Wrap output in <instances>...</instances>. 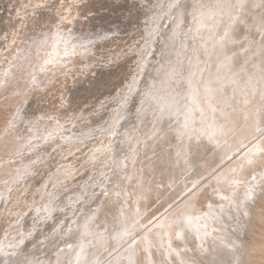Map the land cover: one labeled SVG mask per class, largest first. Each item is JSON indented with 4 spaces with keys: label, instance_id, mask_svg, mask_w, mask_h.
<instances>
[{
    "label": "bare ground",
    "instance_id": "1",
    "mask_svg": "<svg viewBox=\"0 0 264 264\" xmlns=\"http://www.w3.org/2000/svg\"><path fill=\"white\" fill-rule=\"evenodd\" d=\"M187 2L164 0L148 17L132 47L139 59L131 81L104 120L90 116L102 104L65 110L67 84L91 76L101 57L72 37L82 31L70 33L66 23H79L74 11L65 14L73 6L63 7L69 29L57 25L69 32L57 33L54 24L39 41L38 31L33 39L23 34L26 41L7 53L0 264H264V0ZM255 32L261 40L250 42ZM151 61L159 64L149 77ZM59 87L64 101L56 104L51 92ZM139 95L146 103L136 108ZM34 97L46 120L30 119L33 130L22 124L25 111L9 129ZM40 168L48 172L38 186Z\"/></svg>",
    "mask_w": 264,
    "mask_h": 264
},
{
    "label": "rangeland",
    "instance_id": "2",
    "mask_svg": "<svg viewBox=\"0 0 264 264\" xmlns=\"http://www.w3.org/2000/svg\"><path fill=\"white\" fill-rule=\"evenodd\" d=\"M77 1L78 2L76 4L75 0L71 1L72 3L69 0H0V68L4 67V65L8 63L7 53L12 51L13 48H16V47L18 48L19 44H21L23 41H26V38H29V39L32 38V35L37 31L38 32H37L36 36H38V37L35 36L36 39H38L41 35L44 36L45 32L49 28H52V26H54V24H55V26L53 27L54 29L53 28L52 29L55 30L56 32L61 31L62 33H64L63 30L68 31L69 28H71V29H69L70 33H75L72 31L73 28H74L73 29L74 31H76L75 29L79 30L81 28L82 31L79 30V32H81V35L78 34L80 37L76 34H74L72 37L73 38H81L79 40H81L82 42L84 41L83 42L84 44L81 42V45H83L82 47H86L87 45L89 46V44H90V46H93V48L91 47V49H93L92 51L94 54L93 53L92 54L95 55L96 58L99 56H101V57H99V61L97 63H95L97 65L94 64V66H93L94 68H92V67L90 68L92 71H94V72L91 71V76H90V71H88L87 73H85L86 75L84 74L82 77H80L79 75L72 77V79H74L72 81L73 83L70 81L71 82V83L69 82L70 85L67 84L69 87V89H68L69 92L67 91V93H66L67 96L65 95L67 97V99H65L66 98L65 97L64 100L65 101L67 100L66 102H68L71 98L72 102H70V103L71 104L73 103V105L71 106L70 103H67L68 105H66V102H65L64 103L66 106L65 110L68 109L67 106H69V108H72V110L76 109L73 111L75 113L77 111L79 112V111H83L85 109H91L92 110L95 105L102 104L101 105L102 107H100L101 109L99 108L100 111L97 108L96 110H98V112L92 113V114H90V116H92V117L96 116V117H93L94 119L96 118V120L97 119L99 120L101 118L104 120V118L106 116H110L111 112L115 108V105H116L115 96L117 95V93L119 94V96L122 95L124 92L123 90L127 89L128 82L131 81V78H129V77H132V74L136 69V66H137L136 64L138 63L139 57L135 53L138 54V51L132 50V47L134 49V46L138 45L139 42L141 41V37L142 36L144 37L145 25H148L147 23H149L148 17L149 18L153 17L157 13L156 10L157 11L159 10L160 5H161L160 9H162V5H163V7H165V4L161 3L164 0H94V2L92 0H84L85 3L83 2V0H82L83 3L80 0H77ZM186 1L187 0H185V2ZM191 1L192 0H188L187 5ZM79 2H80V4H78ZM65 5H67V6H65ZM72 6H73V9H70V8H69L70 10L67 9V7L72 8ZM75 6L76 7L80 6L81 8L80 7L79 8L81 9V11H78L80 9H74ZM157 6H158V9L156 8ZM63 7H65L67 9L66 12H65V9ZM86 7H88L89 9ZM132 7L134 8V10ZM62 9H63V11H62ZM69 11L70 12L74 11L73 13L75 15L73 16V18L74 19L76 18V21L79 22L78 24L77 23L72 24L71 21H69L66 18L65 14ZM64 12H65V14H64ZM82 12H83V14H82ZM152 12H153V14H152ZM57 13H61L63 15L59 14V15H61V16H59V15H57ZM79 15H80V17H78ZM28 16H29V18L27 20L31 22V23H29V24H31V27L29 25H25V28H27V29L24 30V31H26V32H24L23 31V29H25L24 24H26L27 22H25L23 24V20H25L24 18H26ZM188 16H190V14ZM63 17H65L69 22L67 20H65V18H63ZM77 17H78V19H77ZM191 17L192 16L187 18L188 22L193 21V19ZM196 17H197V15L194 18H196ZM32 18H34V19H32ZM137 18H139V19H137ZM29 19H31L33 22ZM63 19H64V22L67 21L66 23L70 24V26H69L68 24L64 23L66 28L69 27L68 29H66L64 26L57 28V25L58 26L64 25V24H62ZM166 20L167 19H165V21ZM87 21H88V24H86ZM165 21L163 18L159 20V25H161V28L163 27L162 22H165ZM57 22H58V24H57ZM76 24H77V26H76ZM66 25H68V27ZM88 25H90V26H88ZM173 25L170 26V30L173 27ZM184 25H182V26H184ZM18 27L20 28V31H19L20 34L18 32V30H19ZM60 28H64V29L60 30ZM84 28L87 32L84 30ZM240 30H242V27ZM22 31H23V33H22ZM16 32H18V33L16 34ZM61 32H60V34H62ZM253 32H254V30H253ZM14 33L17 37H19V35H20L19 38H21V39H17L16 36L14 35ZM23 34L24 35L26 34L27 37L25 38V36H23L24 38H22ZM257 34H258V32L257 33L255 32V34H253V38L250 39V42H251V40L255 39L256 37L257 38L255 40H253L254 42L255 41L258 42L257 39L261 40ZM117 39H119V40H117ZM37 41H39V39ZM85 43H86V45H85ZM242 44H241V46H242ZM119 46H120V49L118 48ZM11 48H12V50H11ZM178 48H179V46H178ZM128 49L132 50V51H129ZM253 49H251V50H253ZM94 50L96 52H94ZM97 50H99V51L97 52ZM246 50H248V49H245V51ZM109 51H113V52H109ZM242 51L243 50L238 51L240 53V55L242 54L241 53ZM245 51H243V53ZM107 52H109V54ZM116 52H118V53H116ZM124 52H125V54L121 55ZM98 53H100V55ZM107 54L111 55V58ZM115 54H117V55H115ZM183 54H185V53L183 52ZM13 56H15V55H13ZM112 57H113V59H112ZM157 58H156V60H157ZM244 58H246V57L244 56ZM102 60H104V61H102ZM158 60H159V58H158ZM207 60L208 59L206 58L205 62ZM1 61H2V64H3V62L5 64L2 65ZM151 64L154 65V68H152L153 69L152 73H151L152 69L150 68V66L147 68V70L148 69L150 70L149 71V74H150L149 77H151L154 74L156 67L159 63H158V61H155V62L151 61L149 63V65H151ZM7 66L8 65H6L5 67H7ZM95 67L97 69H95ZM97 70L99 72H96ZM129 72H131V73H129ZM69 74L74 75L73 72H70ZM75 77H78V78H75ZM168 77H170L169 73L167 74V78ZM80 78H83L82 82H81ZM143 79H146L145 83L148 82V78H142L141 81ZM75 84H77V86ZM182 86L184 87L185 90L189 89L187 83H182ZM141 87H142V85H141ZM73 88H76V89L74 90ZM59 90H60V87L51 92V94H54L52 99H53V101L56 102V104L60 100L62 103L64 101V100L62 101L63 97L60 96L59 94H57V92L59 93ZM142 93L143 92L141 91L140 94H142ZM68 96H70V98ZM78 96H80V97H78ZM139 96L140 97H137L138 99L137 98L135 99L136 108H139L141 106L140 105L141 101L145 102V99L142 97V95H139ZM34 98L36 99L37 97H34ZM34 98H30L28 100V103L26 104V108H25V105H23L24 112L19 111L20 112L19 117L17 115H14V118L17 119V121L13 122L12 125H10L9 129H13V130L16 129V128H14V124H20V118H22V114H24L25 111H27L29 114V115L27 114L28 122H22V124H25L26 126H28V124H30V127H32L33 130L35 129V128H33V125H34L33 123H34L35 119L38 118L41 121L46 120L45 118L41 117V114L39 112H37V108H40V105L42 103L41 102L42 100H40L41 98L40 99L37 98L36 99L37 101L34 100ZM58 98H60V99H58ZM112 99H114V100H112ZM92 101H93V104H92ZM135 101H133L132 105H134ZM137 101H139L138 102L139 104L137 103ZM36 104H37V106H36ZM144 105L145 104H142V106H144ZM89 106H90V108H89ZM77 108H79V110ZM135 112H136V110H135ZM33 118H34V120H30ZM93 118H92V120H93ZM66 123H68L67 124V126H68L71 122L67 121ZM66 123H64V126H66L65 125ZM81 123L84 124L83 121ZM136 123L138 124V122H136ZM0 124H2V122H0ZM25 125H24V128H26ZM2 126H3V124H2ZM2 126H0V130L2 129ZM137 130H140V129H137ZM31 132H32V130L30 128H28V132H26V133H31ZM38 134H40L39 131H38ZM32 143L33 142L29 141V140L24 142L25 145L29 144L28 146H33ZM168 148L171 149L173 147L171 146ZM56 152H57L56 150L55 151L52 150V152H50V156H54V154H56ZM46 154H48V152H46ZM34 155L35 154H33L32 156H34ZM149 158H151V156H149ZM54 160H56V158H54ZM54 160H48V162H50L52 165V164H54ZM32 163L38 164V161L32 162ZM36 168H38V166H36ZM42 170H44L45 174H43ZM40 172H42V173H40ZM46 172H48L47 168H40V170H38V174H36V171L34 173H32V174H36V176H33L34 177L33 181L36 185L37 184H38V186L40 185V181L43 180L44 176L46 175ZM40 174H42V175H40ZM89 174H91V172L89 170H86V173L84 172L83 177L88 176L87 177V179H88ZM81 176H82V174H80V176H78V177H81ZM89 179H91V178H89ZM247 192H248V190H247ZM227 212L228 211H226V213ZM206 213L207 214L209 213V215H210L207 217L208 220L209 219H212L213 221L216 220V219H214V216L211 214L210 211H207ZM231 230H233V229H231ZM1 232H2V229H0V233Z\"/></svg>",
    "mask_w": 264,
    "mask_h": 264
},
{
    "label": "snow or ice",
    "instance_id": "3",
    "mask_svg": "<svg viewBox=\"0 0 264 264\" xmlns=\"http://www.w3.org/2000/svg\"><path fill=\"white\" fill-rule=\"evenodd\" d=\"M226 35H227V33H226Z\"/></svg>",
    "mask_w": 264,
    "mask_h": 264
}]
</instances>
